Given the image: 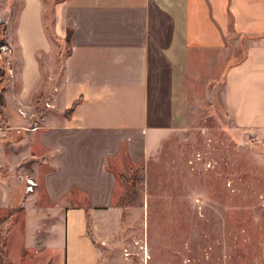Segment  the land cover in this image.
I'll return each instance as SVG.
<instances>
[{
	"label": "crops",
	"instance_id": "obj_1",
	"mask_svg": "<svg viewBox=\"0 0 264 264\" xmlns=\"http://www.w3.org/2000/svg\"><path fill=\"white\" fill-rule=\"evenodd\" d=\"M3 44L0 210L25 215L10 264H101L91 220L122 211L113 170L186 124L199 67L264 145V0H0Z\"/></svg>",
	"mask_w": 264,
	"mask_h": 264
},
{
	"label": "rangeland",
	"instance_id": "obj_2",
	"mask_svg": "<svg viewBox=\"0 0 264 264\" xmlns=\"http://www.w3.org/2000/svg\"><path fill=\"white\" fill-rule=\"evenodd\" d=\"M51 22L48 10L52 35ZM198 70L186 124L143 164L114 168L122 211L91 220L101 264H264V145L217 109ZM24 224L19 207L0 210V264Z\"/></svg>",
	"mask_w": 264,
	"mask_h": 264
},
{
	"label": "built area",
	"instance_id": "obj_3",
	"mask_svg": "<svg viewBox=\"0 0 264 264\" xmlns=\"http://www.w3.org/2000/svg\"><path fill=\"white\" fill-rule=\"evenodd\" d=\"M10 51H11V47L8 45V44H3V45H0V55L3 57V59L7 62V63H10V58H9V54H10ZM9 74L10 76H13V70H9ZM26 193L27 194H32L34 193L36 187H37V184L34 182V180L32 179H27L26 180Z\"/></svg>",
	"mask_w": 264,
	"mask_h": 264
},
{
	"label": "trees",
	"instance_id": "obj_4",
	"mask_svg": "<svg viewBox=\"0 0 264 264\" xmlns=\"http://www.w3.org/2000/svg\"><path fill=\"white\" fill-rule=\"evenodd\" d=\"M123 217H124V215H123Z\"/></svg>",
	"mask_w": 264,
	"mask_h": 264
}]
</instances>
